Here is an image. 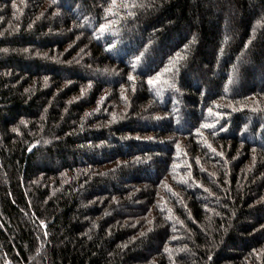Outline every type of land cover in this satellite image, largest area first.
I'll return each mask as SVG.
<instances>
[{
    "label": "trees",
    "instance_id": "1",
    "mask_svg": "<svg viewBox=\"0 0 264 264\" xmlns=\"http://www.w3.org/2000/svg\"><path fill=\"white\" fill-rule=\"evenodd\" d=\"M0 264H264V0H0Z\"/></svg>",
    "mask_w": 264,
    "mask_h": 264
},
{
    "label": "snow or ice",
    "instance_id": "2",
    "mask_svg": "<svg viewBox=\"0 0 264 264\" xmlns=\"http://www.w3.org/2000/svg\"><path fill=\"white\" fill-rule=\"evenodd\" d=\"M132 6L134 7L135 5H132ZM106 28H107V25L101 26L100 27V32L101 33H104V31H105ZM130 79H131V77H130ZM149 83H151V81H149Z\"/></svg>",
    "mask_w": 264,
    "mask_h": 264
},
{
    "label": "rangeland",
    "instance_id": "3",
    "mask_svg": "<svg viewBox=\"0 0 264 264\" xmlns=\"http://www.w3.org/2000/svg\"><path fill=\"white\" fill-rule=\"evenodd\" d=\"M256 82H259L258 78L255 79Z\"/></svg>",
    "mask_w": 264,
    "mask_h": 264
}]
</instances>
